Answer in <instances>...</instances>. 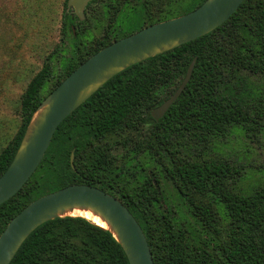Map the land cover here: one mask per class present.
<instances>
[{"label":"trees","instance_id":"trees-1","mask_svg":"<svg viewBox=\"0 0 264 264\" xmlns=\"http://www.w3.org/2000/svg\"><path fill=\"white\" fill-rule=\"evenodd\" d=\"M159 1L93 0L83 20L64 1L60 41L21 97V122L0 151V176L43 100L104 47L167 20L171 11L147 17ZM194 60L182 95L156 122L151 112L176 92ZM237 130L264 135V0H245L215 31L129 67L68 116L33 176L0 205V235L38 198L91 185L133 214L154 264H264V189L246 194L243 166L222 151ZM164 181L194 222L177 214ZM10 264L129 261L108 230L65 217L38 227Z\"/></svg>","mask_w":264,"mask_h":264},{"label":"water","instance_id":"water-1","mask_svg":"<svg viewBox=\"0 0 264 264\" xmlns=\"http://www.w3.org/2000/svg\"><path fill=\"white\" fill-rule=\"evenodd\" d=\"M93 0H68L81 20ZM245 0H205L185 15L144 27L104 47L65 78L39 105L7 170L0 176V205L14 197L41 164L60 124L109 80L129 67L205 36L230 19ZM195 60L176 92L151 112L158 122L182 95ZM74 171V154L71 155ZM91 211L108 225L129 264H154L146 235L129 209L110 193L91 185H71L33 201L0 235V264H10L26 239L41 225Z\"/></svg>","mask_w":264,"mask_h":264},{"label":"rangeland","instance_id":"rangeland-1","mask_svg":"<svg viewBox=\"0 0 264 264\" xmlns=\"http://www.w3.org/2000/svg\"><path fill=\"white\" fill-rule=\"evenodd\" d=\"M64 1L0 0V151L20 125L21 97L29 81L60 41ZM199 2L159 1L147 17L158 19L171 11L166 19H173L195 10ZM158 7H161L163 14L158 12ZM128 22L131 23V20ZM136 24L144 26L142 22ZM149 130V125L143 129ZM222 151L224 156L243 166L244 175L239 185L246 194L264 189V135H247L237 130L224 141ZM164 186L177 214L182 219L194 222L173 187L166 181ZM65 217L70 216L62 218Z\"/></svg>","mask_w":264,"mask_h":264},{"label":"bare ground","instance_id":"bare-ground-1","mask_svg":"<svg viewBox=\"0 0 264 264\" xmlns=\"http://www.w3.org/2000/svg\"><path fill=\"white\" fill-rule=\"evenodd\" d=\"M72 216H75V217H81V218H84L92 223H94L95 225L97 226H100L102 228H109L108 225L103 222L97 215H95L93 212L91 211H82V210H74L72 211L71 213Z\"/></svg>","mask_w":264,"mask_h":264}]
</instances>
